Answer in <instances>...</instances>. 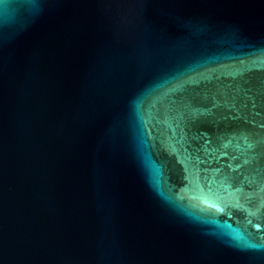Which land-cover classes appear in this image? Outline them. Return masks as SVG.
I'll return each mask as SVG.
<instances>
[{"label":"water","instance_id":"1","mask_svg":"<svg viewBox=\"0 0 264 264\" xmlns=\"http://www.w3.org/2000/svg\"><path fill=\"white\" fill-rule=\"evenodd\" d=\"M0 264H264V0H0Z\"/></svg>","mask_w":264,"mask_h":264}]
</instances>
